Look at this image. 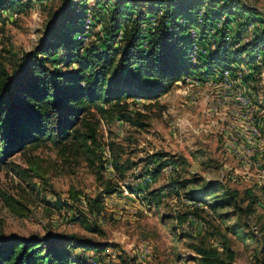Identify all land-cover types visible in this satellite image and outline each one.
Here are the masks:
<instances>
[{"label": "rangeland", "instance_id": "1", "mask_svg": "<svg viewBox=\"0 0 264 264\" xmlns=\"http://www.w3.org/2000/svg\"><path fill=\"white\" fill-rule=\"evenodd\" d=\"M99 1L100 6L97 0L85 3L84 45L95 40V32L102 28L98 11L106 13L115 0ZM244 1L264 11V0ZM60 3L41 0L21 12L3 11L0 61L7 69L11 70L36 45L48 17ZM255 26L248 25L250 34ZM219 27L221 23L217 22L211 28V39ZM189 32L188 57L193 74L178 80L156 101L140 97L127 100L130 111L142 114L134 115L146 123L144 126L131 124L117 113L104 114L93 105L84 115L96 126V143L91 150L74 138L58 146L43 142L12 154L0 165V189L11 196L8 200L0 196V232L63 233L107 243L102 250L71 248L80 264H196L189 244L208 234L213 213L201 212L213 209L206 203L207 210L200 201L188 198L193 183L177 191L170 185L174 179H219L226 188L239 191L237 203L241 206L235 199H228V207L235 212L224 223L215 219L222 229L227 224H239L240 234L228 233L236 252L235 264H262L264 235L250 231V225L264 223V65L257 71L243 61L233 63L227 73L217 69L209 76L199 74L200 55L205 49L196 27H190ZM51 64L66 68L64 63ZM243 86L250 100L247 106L236 99ZM258 123L263 129L262 152L259 154L257 139L250 142L253 163L247 165L246 152L236 154L231 142L242 144L244 149L245 139H253L251 126ZM78 126L86 129L84 122ZM156 151H164L175 160L155 175L152 170L158 161H149L148 157ZM246 169L251 173L249 179L242 176ZM126 185L143 193L157 190L160 202H149V197L131 192ZM107 186L115 191L103 193L102 209L91 212L87 197ZM72 193L78 194V199L72 200ZM57 199L66 204L57 208ZM249 204L253 212L247 223L244 211ZM195 208L201 215H192L191 219L190 214L184 222H178L179 213ZM81 214L99 224L102 232L86 230L74 219ZM207 242L216 244L218 239L211 235ZM74 243L71 240V245Z\"/></svg>", "mask_w": 264, "mask_h": 264}, {"label": "trees", "instance_id": "2", "mask_svg": "<svg viewBox=\"0 0 264 264\" xmlns=\"http://www.w3.org/2000/svg\"><path fill=\"white\" fill-rule=\"evenodd\" d=\"M34 1L41 0H0V22L5 20L3 11L21 12ZM86 2L61 0L36 45L11 70L0 61V165L12 154L43 142L58 146L74 138L91 150L97 131L84 115L93 105L104 114L117 113L131 124L144 126L146 123L134 115L142 114L130 111L127 100L140 97L156 101L178 80L193 74L188 57L190 27H196L205 49L199 53V74L209 76L217 69H230L233 63L243 61L250 62L257 71L264 65V11L244 0H115L106 13L98 11L102 28L95 32V40L84 45L81 36L85 31ZM217 22L221 27L211 39V28ZM249 24H257L251 34ZM52 62L64 63L66 68ZM80 121L86 125L85 130L79 128ZM148 158L158 161L152 170L155 175L175 160L164 151H156ZM190 183L193 185L188 198L209 204L214 223H209L207 235L189 244L194 252L191 259L196 264H235L236 252L228 233L240 234L239 224H227L222 229L215 219L224 223L235 212L228 207V199H235L241 206L237 203L239 191L210 178L197 182L174 179L170 189L177 191ZM126 186L131 192H142ZM113 191L114 187L107 186L87 197L91 212L99 213L103 193ZM0 196L11 198L1 189ZM143 196L149 197V202H160L157 190ZM71 199H78V194L72 193ZM64 204L59 199L54 203L57 208ZM251 205L245 207L246 221L253 212ZM196 209L179 213L178 222H184L190 214L197 217L200 213ZM74 219L90 232L103 230L82 214ZM259 228L263 230L264 223ZM211 235L217 237L218 243L207 242ZM71 240L76 243L71 245ZM105 245L63 233L0 232V264H80L71 248L102 250Z\"/></svg>", "mask_w": 264, "mask_h": 264}, {"label": "built area", "instance_id": "3", "mask_svg": "<svg viewBox=\"0 0 264 264\" xmlns=\"http://www.w3.org/2000/svg\"><path fill=\"white\" fill-rule=\"evenodd\" d=\"M152 22L154 23L155 21V17H152L151 18ZM192 32H194V30L192 29ZM192 50V48L190 49ZM223 73H227V69H225L224 71H222ZM246 86H243V90L240 91V93L237 94L236 96V99L237 101L240 103V105L242 106H247L250 102L249 100V97H248V94L246 92ZM251 136L253 137V139H245V144H244V149H243V146L242 144H238V143H232L231 142V148L232 150L236 153V154H242L243 152H246V155H247V165H250L253 163V161L249 158L252 154H253V147H251L250 145V142L253 143L256 139H257V145L259 146V154H261L262 152V149L261 147L263 146V143L261 142V135H262V127H261V124H256V125H253L251 126ZM259 139V141H258ZM246 141L249 143H246ZM264 172V169L262 170ZM243 174V175H242ZM241 175L245 178V179H249L250 178V171H248L247 169L243 171ZM240 175V176H241ZM202 207L206 208L208 210V206L206 204H202V203H199ZM208 213H213L212 210L210 211H206ZM191 219H193L192 215H190ZM249 218H250V215H249ZM250 229L254 232V233H262L264 235V229L263 230H260L259 228V225H257L255 222H253L252 225H250Z\"/></svg>", "mask_w": 264, "mask_h": 264}]
</instances>
